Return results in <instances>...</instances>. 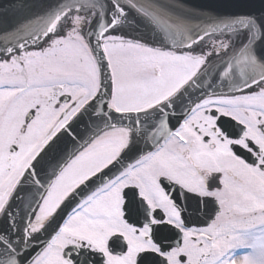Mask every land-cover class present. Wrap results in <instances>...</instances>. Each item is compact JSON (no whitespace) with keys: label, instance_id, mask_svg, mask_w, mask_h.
Masks as SVG:
<instances>
[{"label":"snow or ice","instance_id":"snow-or-ice-1","mask_svg":"<svg viewBox=\"0 0 264 264\" xmlns=\"http://www.w3.org/2000/svg\"><path fill=\"white\" fill-rule=\"evenodd\" d=\"M233 7L16 0L0 264H264V7Z\"/></svg>","mask_w":264,"mask_h":264},{"label":"water","instance_id":"water-1","mask_svg":"<svg viewBox=\"0 0 264 264\" xmlns=\"http://www.w3.org/2000/svg\"><path fill=\"white\" fill-rule=\"evenodd\" d=\"M204 3H210L217 7L220 11H233L236 10L233 7L234 0H202ZM16 3V0H0V24L7 22L11 24L14 20L13 15V5ZM251 8L259 11L264 4L261 3V0H250Z\"/></svg>","mask_w":264,"mask_h":264}]
</instances>
